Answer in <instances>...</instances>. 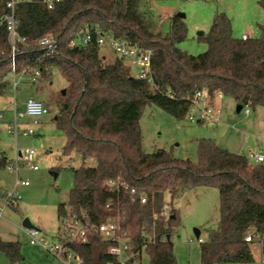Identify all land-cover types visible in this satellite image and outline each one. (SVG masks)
<instances>
[{
	"label": "trees",
	"instance_id": "16d2710c",
	"mask_svg": "<svg viewBox=\"0 0 264 264\" xmlns=\"http://www.w3.org/2000/svg\"><path fill=\"white\" fill-rule=\"evenodd\" d=\"M139 1L63 0L53 9L36 3L15 7L18 30L28 40L16 55V71L40 69L42 76L58 67L71 79L70 93L56 120L66 136L62 153L76 152L84 161L96 162L72 169L70 211L88 216L94 225L125 216L123 225L135 256L145 251L150 264H177L171 238L178 212L172 208L168 218L153 215L160 212L166 193L173 199L192 187H216L220 220L200 242L201 264L251 263L255 242L245 237L255 233V241L264 242V162L251 163L248 155L223 148L211 138L199 139L197 161L176 158L165 149L147 153L140 118L144 108L154 104L182 119L193 106L191 97L201 89L211 100L220 93L253 109L264 106V23L259 25V37L238 38L230 18L218 12L208 34L201 37L208 48L193 55L177 46L187 36L183 18L174 14L170 31L164 34L156 29L151 14L139 9ZM6 2L0 0V19ZM259 3L264 10V0ZM85 27H98L102 34L151 49L152 79L132 76L124 58L103 63L97 34L87 45L70 46V39ZM46 34L59 43V53L53 57L37 45ZM11 54L6 26L0 24V95L11 89ZM9 163L6 157L0 159V167ZM117 178L143 192L147 202L110 189L107 182ZM0 195H4L1 187ZM66 212V203H60L58 216ZM69 246L84 264L116 260L108 252L110 242L96 232L90 233L88 242ZM0 250L11 261L23 258L18 240L0 238Z\"/></svg>",
	"mask_w": 264,
	"mask_h": 264
},
{
	"label": "rangeland",
	"instance_id": "374dc122",
	"mask_svg": "<svg viewBox=\"0 0 264 264\" xmlns=\"http://www.w3.org/2000/svg\"><path fill=\"white\" fill-rule=\"evenodd\" d=\"M259 1L140 0L139 9L149 12L151 20L160 26L164 34L170 31L172 15L185 14L183 20L187 27V36L177 46L197 55L208 48L207 42L201 37L208 34L218 12H224L230 18L235 37L241 38L243 33L249 38L259 37L261 33L259 25L264 23V10ZM99 52L105 64L112 63L119 57L108 44L100 45ZM130 67L131 75L136 77L138 66L130 62ZM34 78V81L22 78L15 93L9 90L6 94L0 95V112L4 114L3 122L0 124V159L6 157L10 163L16 162L19 150L29 147L37 150L38 165V170L22 166L18 174L9 169L8 165L0 167V187L4 192V195H0V206L3 207L0 238L5 241H10L4 238L8 233L25 230L22 226L25 218L42 230L47 237L56 239L60 235L61 226L58 205L66 203V208H69V191L74 183L72 169L81 165L93 166L96 163L93 158L84 161L76 152H72L70 156L62 153L66 136L57 126L56 120L70 93L71 79L58 67L53 68L50 73ZM28 97L44 102L49 111L37 118L38 124H34L33 118L30 117L19 119L18 124L22 123L24 129L31 128L34 134L23 135V128L18 125L16 139L8 132L5 122L13 118L14 111L25 110L24 100ZM218 99L220 120L208 123L190 121L189 115L198 113L195 106L191 107L187 116L177 119L157 105H147L140 118L144 151L152 153L158 149H165L176 158L197 161L199 139L211 138L234 153L264 154V106L250 108L251 113L246 115L243 111L239 113L236 111L237 103L231 97L217 96V101ZM249 159L251 163H256ZM17 176L29 184L15 186ZM13 192L20 196L17 205L7 204V196ZM164 202H170V206L178 212L171 238L177 264H201L198 238L207 240L208 231L216 229L219 225V190L216 187H192L173 199L166 193ZM196 230H199V236L196 235ZM21 243L23 247L28 246L23 239ZM252 251L253 262L226 264H264L261 261V246L253 244ZM22 254L24 256L22 259L11 261L0 250V264H64L59 258L41 248L31 247L26 253L22 251ZM139 260L140 264H150L149 255L145 251Z\"/></svg>",
	"mask_w": 264,
	"mask_h": 264
},
{
	"label": "built area",
	"instance_id": "2783aa9c",
	"mask_svg": "<svg viewBox=\"0 0 264 264\" xmlns=\"http://www.w3.org/2000/svg\"><path fill=\"white\" fill-rule=\"evenodd\" d=\"M63 0H7L6 12L0 19V24H5L8 39L11 44V58H12V77H11V89L16 92L19 82L22 78L28 81H34V77L41 76L40 69L29 70L27 68L22 69L20 72L16 71V55L20 50L21 45H27L28 40L25 36H22L18 30V22L15 17V7L18 4L36 3L45 5L49 9H53L59 2ZM99 45L108 44L120 58H129L132 63L138 66L136 77L142 79H152V68H151V49H144L139 45L132 44L126 40H120L113 36L102 34L98 27L81 28L74 37L70 39V46H84L94 40ZM243 39H248L246 34L242 35ZM37 45L39 48L44 50V53L48 57H53L59 53V43L57 39L51 35L46 34L42 36L38 41ZM216 96H222L220 93H216ZM213 100L210 99V95L205 89H201L195 92L191 97L192 105L198 108V113L190 114L189 119L191 122L197 123H208L218 121V107L215 105ZM48 108L44 102L34 98L28 97L25 100V110L14 111L13 118L10 121L5 122L6 128L9 133L17 138L19 131L18 120L25 117L33 118V123L38 124L37 118L48 113ZM246 115L251 113L249 106H243L242 110ZM4 114L0 112V124L3 122ZM23 135H32L34 131L29 129L23 130ZM249 158L254 160L256 163L264 162V154L261 152H250ZM37 150L35 148H23L19 150L18 158L16 162L9 163L8 167L12 171L18 174L20 167L25 166L32 170H38L36 163ZM29 182L23 179H19L17 176L15 186L28 185ZM107 186L112 190H123L129 192L131 199L135 201L138 199L140 203H146L147 197L143 192L138 191L135 187H131L130 184L123 178L112 179L107 182ZM20 196L13 192L10 195L7 204L17 205ZM109 208V205H107ZM172 207L170 202H164L160 212L155 213L153 216H161L168 218L171 214ZM3 214V207L0 206V218ZM60 235L56 239H50L46 234L38 228H25L28 236V241L31 245L37 246L43 250H46L59 258L64 264H84L81 256L70 248L72 243H86L89 241L90 233L96 232L100 234L105 240L110 242L108 252L115 255L116 260L109 264H140V260L134 255L132 251V238L129 230L124 227L123 221L125 216H118L109 219L107 222L99 225L90 223L88 216H77L67 209L65 215L60 217ZM255 233H249L245 240L247 242H255L261 246V261L264 262V242L263 240L255 241ZM149 241H153L151 237ZM199 242H202V238H198ZM125 256V257H123Z\"/></svg>",
	"mask_w": 264,
	"mask_h": 264
},
{
	"label": "crops",
	"instance_id": "0c3cea01",
	"mask_svg": "<svg viewBox=\"0 0 264 264\" xmlns=\"http://www.w3.org/2000/svg\"><path fill=\"white\" fill-rule=\"evenodd\" d=\"M176 14V13H175ZM174 15H172V17H173ZM172 17H171V19H172ZM171 19H170V27H171ZM156 29L158 30V31H160V32H162V30L160 29V26L158 25V24H156ZM163 33V32H162ZM243 34H246V33H243ZM242 34V35H243ZM247 35V34H246ZM248 36V35H247ZM242 37V36H241ZM125 61L126 62H128V64L130 65V62L132 63V61H131V59H125ZM219 97V96H218ZM220 97H222V96H220ZM27 99V98H26ZM25 99V100H26ZM25 100H24V102H25ZM214 103H215V105L218 107V117H219V120H220V103H219V99H218V101H217V96L215 97V100L213 101ZM11 119H8L7 121H10ZM19 126H23V124L22 123H19ZM23 128V130H24V127H22ZM17 139V138H16ZM21 186H24V185H21ZM27 186V185H26ZM1 234V233H0ZM9 236V237H8ZM4 238H6V239H10V241H20V243H21V239H23L25 242H26V244L28 245V246H24L23 247V244L21 243V249H22V251L23 252H27V250L29 249V248H31V247H33V248H39V247H37V246H33V245H31L30 243H29V241H28V236H27V233H26V231L24 230V231H16L15 230V232H11V233H8V235H7V237H4ZM31 246V247H30ZM24 257V256H23Z\"/></svg>",
	"mask_w": 264,
	"mask_h": 264
},
{
	"label": "water",
	"instance_id": "95a60500",
	"mask_svg": "<svg viewBox=\"0 0 264 264\" xmlns=\"http://www.w3.org/2000/svg\"><path fill=\"white\" fill-rule=\"evenodd\" d=\"M177 15L180 16V17H182V18L185 16V14H183V13H178ZM242 108H243V105H242V104H236V111H237L238 113L241 112ZM55 176H57V174H55ZM22 226H23L24 228H37L34 224H32V223L30 222V220H29L28 218H25V219L23 220V222H22ZM196 235L199 236V230H196ZM169 238H170V236H168V239H169Z\"/></svg>",
	"mask_w": 264,
	"mask_h": 264
}]
</instances>
